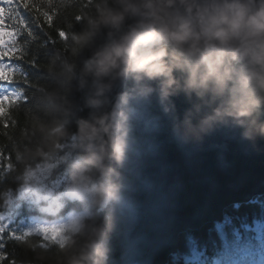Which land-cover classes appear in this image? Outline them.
Listing matches in <instances>:
<instances>
[{"label": "clouds", "instance_id": "clouds-1", "mask_svg": "<svg viewBox=\"0 0 264 264\" xmlns=\"http://www.w3.org/2000/svg\"><path fill=\"white\" fill-rule=\"evenodd\" d=\"M94 8V16H82L86 27L72 34L73 54L90 52L80 84L91 81L86 106L94 111L77 121L74 147L81 151L68 165L65 191L41 186L42 194L28 192L45 202L37 204L39 212L56 216L64 198L99 212L121 202L113 177H120L117 168L126 159L130 102L154 91L161 104L180 92L194 96L197 113L210 109L203 125L230 121L245 128V139L264 138V0H94ZM52 132L68 135L62 125ZM35 177L26 172L25 192ZM114 211L103 218L88 210L70 213L67 223L40 231L68 252L60 264H109Z\"/></svg>", "mask_w": 264, "mask_h": 264}, {"label": "trees", "instance_id": "trees-1", "mask_svg": "<svg viewBox=\"0 0 264 264\" xmlns=\"http://www.w3.org/2000/svg\"><path fill=\"white\" fill-rule=\"evenodd\" d=\"M37 7L40 5L38 4ZM57 7L59 10L52 17L51 27L44 24L43 19L40 21L44 24L43 33H47L55 43L49 44L47 48L38 49L39 68L28 70L30 78L38 87V91L30 92L28 95L34 96L35 99L27 106L21 104L11 111L7 129L0 121V152L3 154L0 156V216L5 218V222L9 217L16 220L17 217L25 219L27 216H36L42 222H47L51 218H64L66 213L77 214L85 210L98 213L100 218H103L110 209H114L116 228L113 233H115L120 228L118 210L122 202L109 204L99 212L95 207L86 209L85 205L64 198L65 207L53 216L39 212L37 204L45 206V202L36 200L35 195H28V192L42 194L41 186L54 194L65 191L69 180L68 165L81 151L78 147H74L80 143L79 138L74 136L77 121L80 118L88 119L90 113L94 111L86 106V93L91 81L89 80L83 88L80 84L83 61L90 52L85 50L79 55L72 52L73 48L78 47L72 40V34H78L86 27V21L76 23L74 16H94V0H74L69 7H64L63 4H58ZM40 14L47 16L44 10ZM69 24L72 25L71 28ZM61 28L68 32L67 40L58 37L57 29ZM43 33L41 40L44 39ZM102 39V37L98 38L97 43H101ZM30 47L34 51L37 50L36 44ZM70 67H72L71 71H69ZM12 120L16 122L14 125ZM61 125L68 132L63 138L52 132V129ZM57 141L60 147H56ZM3 157H11V159ZM7 164L10 165V170L5 171L3 165ZM27 171L35 172L36 177L29 180L28 191L25 192L24 180ZM60 179L64 181L62 185L57 183ZM260 220H264V195L254 196L246 203L229 206L220 223L226 236L230 237L234 230L254 231L255 223ZM215 224L203 225L194 231L180 233L173 253L187 252V237L191 236L194 241L206 245L211 255L214 248L220 244L217 232L214 231ZM4 243L3 251L7 258L0 261V264H11L13 260H16L17 264H60L68 254L61 252L51 242L50 236L46 242L38 236L14 241L8 239L6 232ZM172 254L167 264H173ZM255 254V250L251 248L225 249V259L237 257L252 259Z\"/></svg>", "mask_w": 264, "mask_h": 264}, {"label": "water", "instance_id": "water-1", "mask_svg": "<svg viewBox=\"0 0 264 264\" xmlns=\"http://www.w3.org/2000/svg\"><path fill=\"white\" fill-rule=\"evenodd\" d=\"M195 103L194 96L189 100L180 92L161 104L158 91L130 102L126 159L117 168L120 177H113L121 185L123 203L125 169L139 134L137 113L150 105L160 121L158 132L152 136L158 150L146 158L145 164V174L158 190L159 226L149 230V242L138 253L139 264H164L180 232L219 221L228 206L264 195V138L245 139V128L230 121L212 122L211 127L203 125L210 109L197 113ZM165 108L169 111L165 112ZM260 120L264 121V115ZM112 166L117 167L114 162ZM135 199L143 202L146 195L137 193ZM117 233L111 236L109 264H125Z\"/></svg>", "mask_w": 264, "mask_h": 264}, {"label": "snow or ice", "instance_id": "snow-or-ice-1", "mask_svg": "<svg viewBox=\"0 0 264 264\" xmlns=\"http://www.w3.org/2000/svg\"><path fill=\"white\" fill-rule=\"evenodd\" d=\"M74 0H0V121L3 127H9L10 113L21 104L29 105L35 99L28 93L38 91V87L30 78L29 69L39 68L40 48H47L54 44L47 33H43L44 24L52 25V17L59 8L58 4L64 7L72 5ZM40 7H37V5ZM44 10L47 16L41 15ZM43 19L44 24L40 23ZM76 23H81L82 16L75 15ZM72 25L69 24V28ZM41 33L44 39L41 40ZM60 39L66 40L68 32L64 29H57ZM36 44L37 50H32L31 45ZM27 57H30L27 58ZM11 85L12 87H9ZM139 134L135 138V150L130 155L125 169V200L118 210L120 228L117 235L120 236L125 264H139L138 253L142 246L149 242L148 232L158 227L156 223L159 216L158 190L154 181L145 174L146 158L155 155L157 145L153 142L152 136L160 128L159 117L153 115L150 105H145L137 113ZM16 122L12 120L14 125ZM6 134V133H5ZM0 152V156H2ZM11 159V157H3ZM5 171L10 170V165H3ZM63 179L57 181L63 184ZM144 193L146 199L141 202L135 199V194ZM66 218L69 214H65ZM65 224L61 220L57 225ZM46 224L36 216L25 219L12 220L10 217L0 216V261L6 259L5 233L8 239L20 240L29 236L41 237L45 242L47 238L40 231ZM219 246L214 248L209 255L206 245L187 237V252H174L172 254L173 264H249L250 258H228L225 259V249H254L255 255L250 264H264V220L255 223L254 231L240 232L234 230L230 237L226 236L221 223L214 225ZM260 256L257 260L255 257ZM11 264H17L16 260Z\"/></svg>", "mask_w": 264, "mask_h": 264}, {"label": "rangeland", "instance_id": "rangeland-1", "mask_svg": "<svg viewBox=\"0 0 264 264\" xmlns=\"http://www.w3.org/2000/svg\"><path fill=\"white\" fill-rule=\"evenodd\" d=\"M44 235V234H43ZM48 236H51V234H48Z\"/></svg>", "mask_w": 264, "mask_h": 264}]
</instances>
